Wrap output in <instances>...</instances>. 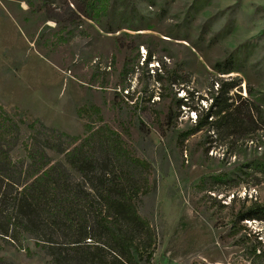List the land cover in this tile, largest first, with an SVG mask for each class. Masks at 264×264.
Listing matches in <instances>:
<instances>
[{"label": "rangeland", "instance_id": "obj_1", "mask_svg": "<svg viewBox=\"0 0 264 264\" xmlns=\"http://www.w3.org/2000/svg\"><path fill=\"white\" fill-rule=\"evenodd\" d=\"M86 1L0 0V105L70 136L99 111L150 165L138 213L156 237L151 264H247L264 250V222L236 220L264 203V0H108L99 23ZM223 83L239 127L192 132ZM0 259L52 264L27 236L0 238Z\"/></svg>", "mask_w": 264, "mask_h": 264}, {"label": "trees", "instance_id": "obj_2", "mask_svg": "<svg viewBox=\"0 0 264 264\" xmlns=\"http://www.w3.org/2000/svg\"><path fill=\"white\" fill-rule=\"evenodd\" d=\"M108 6V0H87L86 12L78 9L99 23ZM224 67L216 64L214 70L232 71L231 62ZM233 87L218 86L192 132L204 126L239 127L240 107L227 96ZM174 104L190 109L187 102ZM93 110L98 122L85 124L82 136H70L38 120L26 123L21 113L0 105V238L19 244L27 236L52 264H151L156 237L138 213L149 192L150 165L135 157ZM21 126L31 132L24 144ZM19 145L24 157L13 159ZM236 220L264 222V203H251ZM243 258L247 264H264V250L255 248ZM0 264L11 263L0 259Z\"/></svg>", "mask_w": 264, "mask_h": 264}]
</instances>
